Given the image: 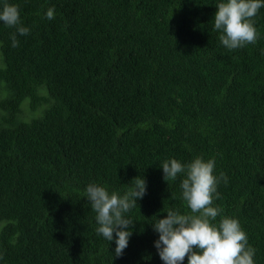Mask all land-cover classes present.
Listing matches in <instances>:
<instances>
[{
  "label": "trees",
  "instance_id": "trees-1",
  "mask_svg": "<svg viewBox=\"0 0 264 264\" xmlns=\"http://www.w3.org/2000/svg\"><path fill=\"white\" fill-rule=\"evenodd\" d=\"M221 2L0 0L30 29L13 47L0 22V264H165L153 223L200 213L183 198L187 170L168 183L161 166L197 157L228 178L210 223L238 220L264 264V6L256 43L230 50L214 30ZM137 176L147 191L115 257L86 188L122 197Z\"/></svg>",
  "mask_w": 264,
  "mask_h": 264
},
{
  "label": "clouds",
  "instance_id": "clouds-1",
  "mask_svg": "<svg viewBox=\"0 0 264 264\" xmlns=\"http://www.w3.org/2000/svg\"><path fill=\"white\" fill-rule=\"evenodd\" d=\"M262 6L264 0H226L219 3L214 30H222L221 43L230 50L256 43L257 30L251 18ZM46 18L54 19L53 8L47 10ZM0 22L15 29L10 37L13 47L19 44L17 35L30 33V29L22 24L17 5L5 3L0 10ZM161 168L163 179L168 183L187 170V178L180 185L183 198L192 213H200L199 216H190L170 210L165 218H158L153 223V230L159 234L154 246L161 260L165 264H181L191 253L188 264H254L255 249L248 245V238L238 220L225 217L218 226L210 223L209 218L215 220L221 211L210 206L213 193L219 198L216 186L220 180L228 182L223 172L219 176L214 175L215 159L197 157L190 164L171 159L164 161ZM133 181L132 189L122 197L116 192L109 194L105 187L94 183L89 184L85 192L92 211L97 213V234L109 242L115 239V257L123 255L133 234L135 221L124 214L136 207L137 201L147 191V181L143 176H137Z\"/></svg>",
  "mask_w": 264,
  "mask_h": 264
},
{
  "label": "rangeland",
  "instance_id": "rangeland-1",
  "mask_svg": "<svg viewBox=\"0 0 264 264\" xmlns=\"http://www.w3.org/2000/svg\"><path fill=\"white\" fill-rule=\"evenodd\" d=\"M3 226H4L3 223L0 222V230L2 229Z\"/></svg>",
  "mask_w": 264,
  "mask_h": 264
}]
</instances>
